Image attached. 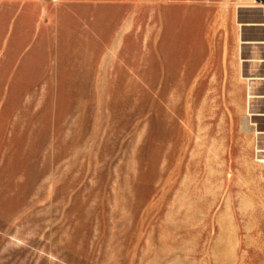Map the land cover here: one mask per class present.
<instances>
[{
    "label": "rangeland",
    "instance_id": "374dc122",
    "mask_svg": "<svg viewBox=\"0 0 264 264\" xmlns=\"http://www.w3.org/2000/svg\"><path fill=\"white\" fill-rule=\"evenodd\" d=\"M247 3L0 0V264H264Z\"/></svg>",
    "mask_w": 264,
    "mask_h": 264
},
{
    "label": "bare ground",
    "instance_id": "6f19581e",
    "mask_svg": "<svg viewBox=\"0 0 264 264\" xmlns=\"http://www.w3.org/2000/svg\"><path fill=\"white\" fill-rule=\"evenodd\" d=\"M250 1H252V0H250ZM252 2H254V1H252ZM257 3V6H252V5H249L248 3H247V5H244L245 7H263L264 8V2H262V3H260V2H256ZM243 6V7H244ZM242 7V6H241Z\"/></svg>",
    "mask_w": 264,
    "mask_h": 264
},
{
    "label": "built area",
    "instance_id": "2783aa9c",
    "mask_svg": "<svg viewBox=\"0 0 264 264\" xmlns=\"http://www.w3.org/2000/svg\"><path fill=\"white\" fill-rule=\"evenodd\" d=\"M252 1H254V2H262V0H252Z\"/></svg>",
    "mask_w": 264,
    "mask_h": 264
},
{
    "label": "crops",
    "instance_id": "0c3cea01",
    "mask_svg": "<svg viewBox=\"0 0 264 264\" xmlns=\"http://www.w3.org/2000/svg\"><path fill=\"white\" fill-rule=\"evenodd\" d=\"M248 1H250V0H248ZM262 2H264V0H262ZM262 2H260V3H262ZM263 16H264V14H263Z\"/></svg>",
    "mask_w": 264,
    "mask_h": 264
}]
</instances>
